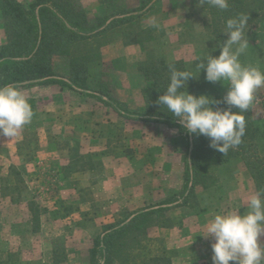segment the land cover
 Here are the masks:
<instances>
[{
  "label": "rangeland",
  "instance_id": "1",
  "mask_svg": "<svg viewBox=\"0 0 264 264\" xmlns=\"http://www.w3.org/2000/svg\"><path fill=\"white\" fill-rule=\"evenodd\" d=\"M19 1L28 6L34 0ZM77 1L86 14H89L91 21L121 8H138L142 4V0H122L114 4L90 0ZM253 1L255 3L250 5ZM240 3L247 5L249 9L246 12L249 25L246 36L249 46L240 56V61L246 66L258 67L264 72V0H229L230 17H236L233 16L234 9L237 12V8L234 7ZM218 13L219 9L213 11L210 8L208 0H155L151 7L136 19L108 33L107 37L111 38L112 42L102 48V60L90 64L88 86L92 89L105 86L111 95L126 103L129 109L142 112L144 102L140 90L148 82L140 76L137 66L150 58L162 56L168 62L183 61L194 77L191 78V86L201 93H211L218 88L217 83L207 82L204 70L201 69L199 73L198 64L206 61L208 52L210 55L218 56L217 43H222L226 39L222 33L226 20L230 17L226 18ZM124 40L134 41V46L126 51L116 49L115 42L124 43ZM4 42L5 35L0 18V45ZM112 55L113 59L110 58ZM54 62V70L66 75L68 58L55 57ZM221 88L227 91L226 85H221ZM25 94H28L26 98L35 100L32 97L33 92ZM35 95L42 100L48 98L43 92H35ZM73 101L78 103L83 99L74 94ZM97 102L103 104L99 100ZM263 103L264 87H261L257 90L252 103L253 119L261 126L264 122ZM104 107L110 108L105 105ZM33 113L31 122L25 125L17 136L12 138L0 136V264H89V249L93 237L100 232L101 226L96 228L90 223L94 211L88 212L81 219L77 218L75 222V211L69 213L67 208L74 209L78 207L81 199L90 197L87 192L78 191L79 188H84L81 182L88 179L90 185L94 184L103 176V170L98 168L94 172H88L89 176L79 173L80 175L76 176L73 174L70 179H62L61 167L67 164L69 157L67 147L73 146L79 140L69 138L63 131L53 133L36 128L42 114L37 110ZM109 113L103 117L105 125L100 130L102 135L110 137L106 151H112L117 157L126 153L134 157L140 151L145 157H155L152 149H143L142 146L140 149L137 148L136 145L140 144H137L136 140L142 138L141 135H144L142 131L154 130L160 125L167 131L164 142L170 148H177L180 155L179 163H174L175 166H183L185 169L188 154V139L185 133L162 123L146 122L149 124L143 126L144 121L140 120H125L121 117L112 119L108 116ZM133 136L136 138L130 142L128 138ZM49 148H52L51 157H54L55 162L48 166L34 171L31 165L24 162V159L36 157L38 150ZM80 150L83 151L81 145ZM17 156L23 160L22 165L16 166L21 171L19 176L9 170V166L13 165L12 158ZM215 174L214 185L208 188L201 185L195 187L191 206H182L170 213L173 218L181 221V225L175 228H183L185 231L184 212L191 210L199 214L203 207L213 202H226L227 205L230 203L244 211L248 197L256 192L244 158L241 156L232 158L228 163L221 165ZM75 186L78 191L75 195L68 196L63 193ZM85 189L90 191L89 187ZM182 192L183 188L179 193ZM67 216L70 218L67 219ZM153 229L149 235L162 239V245L172 256V251L166 245V237L158 231H152ZM76 234L81 237V243L73 239ZM82 235H86L85 238ZM260 240L264 246V235ZM159 244L155 240L148 247L155 250Z\"/></svg>",
  "mask_w": 264,
  "mask_h": 264
},
{
  "label": "trees",
  "instance_id": "2",
  "mask_svg": "<svg viewBox=\"0 0 264 264\" xmlns=\"http://www.w3.org/2000/svg\"><path fill=\"white\" fill-rule=\"evenodd\" d=\"M98 1L102 4H110L118 0ZM150 1L142 0L138 8H121L91 21L77 0H34L28 6L19 0H0V18L5 35V42L0 45V86L12 84L24 89L36 85L57 84L99 100L125 120L162 123L176 128L187 136L188 154L183 174V192L169 195L159 202L124 210L119 220L103 224L100 232L93 237L89 249V264H172V256L162 245L163 240L150 236V230L180 226L181 221L173 218L170 213L191 204L197 185L203 188L214 185L217 169L234 157L244 158L256 191L264 188V122L261 126L254 121L252 105L244 113L246 132L242 137V143L223 155L212 149L209 140L204 136L184 131L178 121L166 113L164 107L156 103L158 96L166 91L169 83V65L188 71L183 61L168 62L164 57L159 56L138 64V73L148 82L140 90L144 102L142 112L129 109L126 103L111 95L105 86H100L98 89L88 86L90 64L100 62L102 48L112 42V39L107 37L108 33L140 16L136 13ZM253 3L255 1L250 5ZM210 8L213 11L217 9L211 5ZM234 8H237V12ZM234 8H232L233 16L249 11L248 6L242 3ZM219 12L221 16L230 17L229 8ZM111 17L114 18L105 28L96 31ZM133 42L124 40L125 45ZM55 57L68 58L66 75L54 70ZM190 82L191 78L187 81L186 91L197 96L205 94L214 100H222L226 93L219 82H217L218 88L211 93L195 90ZM27 99L31 108H34L35 100ZM213 107L223 108L226 105L221 103ZM262 116L264 121V103ZM109 143L108 137L107 146ZM67 149L68 162L61 167L65 179H70L75 173H90L102 167V163L90 153H83L80 150L79 142L68 146ZM106 153L112 154V151L107 150ZM34 158L35 156L24 159V162L30 163ZM9 170L16 176L21 172L14 165L9 166ZM190 182L192 185L189 187ZM78 191H85L90 195L89 189L79 188ZM67 209L69 213L79 210L78 207ZM87 214L81 213L82 216ZM155 240L160 244L155 250H150L148 245Z\"/></svg>",
  "mask_w": 264,
  "mask_h": 264
},
{
  "label": "crops",
  "instance_id": "3",
  "mask_svg": "<svg viewBox=\"0 0 264 264\" xmlns=\"http://www.w3.org/2000/svg\"><path fill=\"white\" fill-rule=\"evenodd\" d=\"M90 1L97 2L98 0ZM121 1L118 0L114 3ZM87 17L90 19L88 13ZM133 43L125 45L122 41H116L115 48L126 51L134 46ZM110 58L113 59L114 55ZM29 91L33 92L32 97L35 98L33 111L37 110L42 114L36 128L53 133L63 131L69 138L79 140L83 153H90L102 163V177L92 185L88 179L81 182L82 187L90 188V197L81 199L78 203L79 210L74 212V215L76 214L75 222L77 218L81 219V213L94 211L95 214H92L90 223L99 228L103 224L119 220L124 210H132L162 201L165 197L182 190L184 168L174 164L179 163L180 155H178L177 148H170L164 142L167 138L165 127L159 125L154 130L146 129L142 131L144 132V135H141L142 138L136 140V143L140 144L136 145L137 148L140 149L142 146L143 149H152L155 157H145L142 151L136 153L134 157H130L128 153L117 157L106 153L108 135L100 133V130L104 128L103 117L107 112H110L108 116L112 119L120 117L112 108H106L93 98L84 97L83 94L57 84L36 85L21 90L25 97L28 96L25 92ZM35 92H43L48 96L47 100L37 97ZM74 94L81 96L83 101L74 103ZM142 124L144 126L149 123L143 122ZM133 138L136 137H129L128 140L131 142ZM51 151L52 148L38 150L37 156L34 158L36 161L33 160L35 162L32 161L28 165L32 166V170L37 171L39 168L55 162L54 157H51ZM22 162L23 160L19 156L12 158L14 166L22 165ZM60 175L62 179H65L62 172ZM74 175L80 174L75 173ZM81 175L89 176L90 174ZM76 191L77 189L72 187L63 193L73 196ZM225 203L213 202L203 207V211L199 214L191 210L184 212L185 231L183 228L175 227L152 230L158 231L166 237L167 248L172 251V264H212L211 243L214 242V239L212 237L205 238L203 235L207 234L206 224L214 214L237 208L230 203L228 205ZM66 218L69 219L70 216ZM78 236L76 234L73 239L81 243V237ZM82 236L85 238L86 235Z\"/></svg>",
  "mask_w": 264,
  "mask_h": 264
},
{
  "label": "clouds",
  "instance_id": "4",
  "mask_svg": "<svg viewBox=\"0 0 264 264\" xmlns=\"http://www.w3.org/2000/svg\"><path fill=\"white\" fill-rule=\"evenodd\" d=\"M208 3L219 10L229 7V0H208ZM248 27V13L228 18L222 33L226 39L217 43L219 55L208 52L206 61L198 64L199 73L204 70L207 82L226 85L222 100L187 92V81L194 77L170 64L166 91L156 101L184 131L204 136L209 146L223 155L242 143L246 132L244 113L254 102L257 90L264 87V72L240 61L249 46ZM221 103L226 107H213ZM33 115L28 99L18 87L0 86V136H17ZM206 233L203 237L214 239L212 264H264V246L260 240L264 235V188L248 197L244 211L237 207L214 214L206 224Z\"/></svg>",
  "mask_w": 264,
  "mask_h": 264
},
{
  "label": "water",
  "instance_id": "5",
  "mask_svg": "<svg viewBox=\"0 0 264 264\" xmlns=\"http://www.w3.org/2000/svg\"><path fill=\"white\" fill-rule=\"evenodd\" d=\"M154 2H155V0H152V1H151L150 3H148V4H147L142 10H139V12H137L136 14H137V15H141V14L144 13L146 10H148ZM113 18H114V17L109 18V19H108V20H107V21H106L101 27L97 28L96 31L105 28ZM191 184H192V183L190 182V183H189V187L191 186Z\"/></svg>",
  "mask_w": 264,
  "mask_h": 264
}]
</instances>
